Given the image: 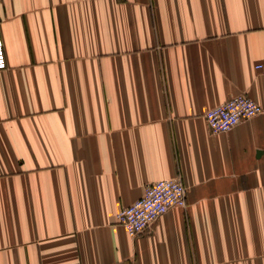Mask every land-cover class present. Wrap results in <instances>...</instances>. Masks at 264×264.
Returning <instances> with one entry per match:
<instances>
[{
    "label": "crops",
    "instance_id": "obj_1",
    "mask_svg": "<svg viewBox=\"0 0 264 264\" xmlns=\"http://www.w3.org/2000/svg\"><path fill=\"white\" fill-rule=\"evenodd\" d=\"M0 10V264H264V0ZM237 95L263 113L212 134ZM177 177L185 208L117 225Z\"/></svg>",
    "mask_w": 264,
    "mask_h": 264
},
{
    "label": "built area",
    "instance_id": "obj_2",
    "mask_svg": "<svg viewBox=\"0 0 264 264\" xmlns=\"http://www.w3.org/2000/svg\"><path fill=\"white\" fill-rule=\"evenodd\" d=\"M5 69H7V63L0 37V71ZM254 69L264 74L263 63L256 64ZM262 113V108L252 99L246 95H237L209 109L204 119L210 132L218 134L228 132L242 121L252 119ZM173 207H186V188L179 177L146 185L142 196L131 205L120 209L115 215V220L129 236L137 237Z\"/></svg>",
    "mask_w": 264,
    "mask_h": 264
}]
</instances>
